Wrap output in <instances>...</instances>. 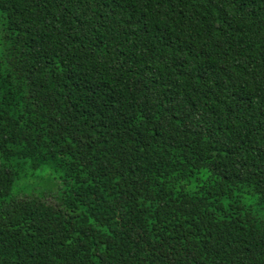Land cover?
I'll return each instance as SVG.
<instances>
[{
  "label": "trees",
  "instance_id": "1",
  "mask_svg": "<svg viewBox=\"0 0 264 264\" xmlns=\"http://www.w3.org/2000/svg\"><path fill=\"white\" fill-rule=\"evenodd\" d=\"M0 264H264V0H0Z\"/></svg>",
  "mask_w": 264,
  "mask_h": 264
},
{
  "label": "rangeland",
  "instance_id": "2",
  "mask_svg": "<svg viewBox=\"0 0 264 264\" xmlns=\"http://www.w3.org/2000/svg\"><path fill=\"white\" fill-rule=\"evenodd\" d=\"M62 183L61 172L51 165H42L34 171L28 172V176L25 179L18 181L13 186L12 193L15 194L19 190L17 196L24 195L23 193L34 192L37 195L48 192H56L58 186ZM22 190V191H21ZM52 194H45V198L48 201H53ZM239 199L244 204H250L253 202V196L248 193H239ZM263 216V212L259 214Z\"/></svg>",
  "mask_w": 264,
  "mask_h": 264
}]
</instances>
